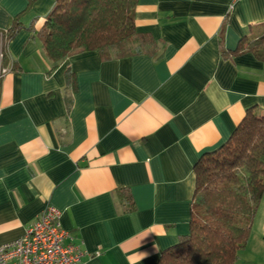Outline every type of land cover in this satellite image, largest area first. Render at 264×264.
<instances>
[{
    "label": "crops",
    "instance_id": "obj_1",
    "mask_svg": "<svg viewBox=\"0 0 264 264\" xmlns=\"http://www.w3.org/2000/svg\"><path fill=\"white\" fill-rule=\"evenodd\" d=\"M55 1L0 0V35L22 22L0 56V245L52 207L81 264H158L189 232L198 160L264 115V63L236 52L264 33V0H138L154 54L48 73L37 34ZM234 264H264V195Z\"/></svg>",
    "mask_w": 264,
    "mask_h": 264
},
{
    "label": "trees",
    "instance_id": "obj_2",
    "mask_svg": "<svg viewBox=\"0 0 264 264\" xmlns=\"http://www.w3.org/2000/svg\"><path fill=\"white\" fill-rule=\"evenodd\" d=\"M138 0H56L38 31L48 73L68 58L95 51L103 60L152 55V41L138 33ZM33 0H28V7ZM21 15L0 35L4 42L22 29ZM264 63V33L236 50ZM67 85L73 74L66 73ZM189 232L161 254L158 264H234L247 244L264 195V115L249 108L229 140L206 153L195 167Z\"/></svg>",
    "mask_w": 264,
    "mask_h": 264
},
{
    "label": "built area",
    "instance_id": "obj_3",
    "mask_svg": "<svg viewBox=\"0 0 264 264\" xmlns=\"http://www.w3.org/2000/svg\"><path fill=\"white\" fill-rule=\"evenodd\" d=\"M67 240L60 212L47 207L24 236L0 245V264H81L84 252Z\"/></svg>",
    "mask_w": 264,
    "mask_h": 264
}]
</instances>
